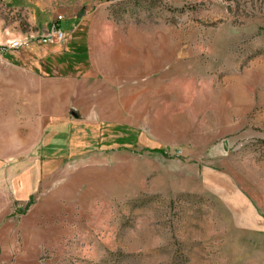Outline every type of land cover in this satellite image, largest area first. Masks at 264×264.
<instances>
[{
    "label": "rangeland",
    "instance_id": "obj_1",
    "mask_svg": "<svg viewBox=\"0 0 264 264\" xmlns=\"http://www.w3.org/2000/svg\"><path fill=\"white\" fill-rule=\"evenodd\" d=\"M32 85L0 100V264H264V0H0L1 97Z\"/></svg>",
    "mask_w": 264,
    "mask_h": 264
},
{
    "label": "crops",
    "instance_id": "obj_2",
    "mask_svg": "<svg viewBox=\"0 0 264 264\" xmlns=\"http://www.w3.org/2000/svg\"><path fill=\"white\" fill-rule=\"evenodd\" d=\"M12 51H15V50H12ZM9 64H11V65H14V66H16V67H20L23 71H25V74L26 75H31V76H33L34 75V73H36L34 70H33V68L30 66H28V65H26V66H21V65H19V64H16V63H14V62H11V61H7ZM43 72H45V73H47V71H44L43 70ZM7 90H9V92L7 91ZM7 90H5V95H7V96H5V97H1L2 96V87L0 86V100L1 99H7V100H13V97H15V98H19V96H20V99H22L23 98V96H25V101L29 104H31V106L33 105L32 104V102H33V100H34V95H35V93H34V89H33V85L31 86V87H28V86H25L24 88H22L21 90H18V89H15L14 90V88L11 90V87L10 88H8ZM65 90V89H64ZM38 93V95H39V97H38V100L39 101H43V100H45V99H48V97H50V91L49 90H47V89H39V91L37 92ZM58 94V93H57ZM32 108V107H31ZM32 133H33V130H32V128H30L29 130H28V135L29 136H31L32 135ZM9 146L10 147H8V149H7V154L6 155H0V158L1 157H14V153H16V151H17V145L16 144H14L13 143V145H12V143H10L9 144ZM6 150V149H5Z\"/></svg>",
    "mask_w": 264,
    "mask_h": 264
},
{
    "label": "built area",
    "instance_id": "obj_3",
    "mask_svg": "<svg viewBox=\"0 0 264 264\" xmlns=\"http://www.w3.org/2000/svg\"><path fill=\"white\" fill-rule=\"evenodd\" d=\"M39 41L42 42H63L69 38L68 34L60 27L58 20L53 21L50 26L38 37ZM28 37H17L10 39L6 43V47L12 50H16L26 44H28Z\"/></svg>",
    "mask_w": 264,
    "mask_h": 264
},
{
    "label": "water",
    "instance_id": "obj_4",
    "mask_svg": "<svg viewBox=\"0 0 264 264\" xmlns=\"http://www.w3.org/2000/svg\"><path fill=\"white\" fill-rule=\"evenodd\" d=\"M70 112L74 115V116H78V113H77V111H76V109L75 108H71L70 109Z\"/></svg>",
    "mask_w": 264,
    "mask_h": 264
},
{
    "label": "trees",
    "instance_id": "obj_5",
    "mask_svg": "<svg viewBox=\"0 0 264 264\" xmlns=\"http://www.w3.org/2000/svg\"><path fill=\"white\" fill-rule=\"evenodd\" d=\"M152 151L159 152V151H162V150L160 148H154V149H152Z\"/></svg>",
    "mask_w": 264,
    "mask_h": 264
}]
</instances>
